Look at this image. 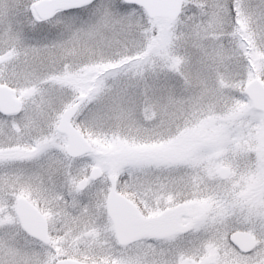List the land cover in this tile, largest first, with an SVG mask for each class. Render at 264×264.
Here are the masks:
<instances>
[{
	"label": "snow or ice",
	"instance_id": "obj_1",
	"mask_svg": "<svg viewBox=\"0 0 264 264\" xmlns=\"http://www.w3.org/2000/svg\"><path fill=\"white\" fill-rule=\"evenodd\" d=\"M0 264H264V0H0Z\"/></svg>",
	"mask_w": 264,
	"mask_h": 264
}]
</instances>
